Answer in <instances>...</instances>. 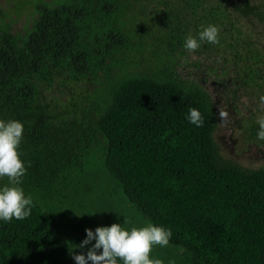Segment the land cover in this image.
I'll return each mask as SVG.
<instances>
[{
    "label": "trees",
    "instance_id": "trees-1",
    "mask_svg": "<svg viewBox=\"0 0 264 264\" xmlns=\"http://www.w3.org/2000/svg\"><path fill=\"white\" fill-rule=\"evenodd\" d=\"M246 1L35 0L26 37L0 42V120L24 125L20 186L33 200L27 218L0 221V264H75L66 230L41 198L82 172L101 143L109 178L150 223L171 229L169 244L183 248L189 264H264V168L221 155L216 109L202 85L175 75L161 57L158 72L136 71L126 23L136 9L164 10L167 21L154 29L178 44L214 24L219 42L204 43L207 52L229 49L259 66L262 52L235 26L233 12ZM113 69L91 110L68 108L53 89ZM189 108L202 126L186 119Z\"/></svg>",
    "mask_w": 264,
    "mask_h": 264
},
{
    "label": "rangeland",
    "instance_id": "rangeland-1",
    "mask_svg": "<svg viewBox=\"0 0 264 264\" xmlns=\"http://www.w3.org/2000/svg\"><path fill=\"white\" fill-rule=\"evenodd\" d=\"M139 10L136 9L126 21L133 31L131 46L135 52L132 56L139 63L134 66L136 71L158 72L154 62L161 57L174 65L175 75L202 85L211 95L216 109L217 129L214 137L221 155L245 168H264V141L256 138L257 121L264 118V107L259 103V97L264 96V0H247L233 12L235 26L244 31L245 36L248 35L263 54L259 66L246 65L235 59L229 49L207 52L203 44L188 53L182 48L183 41L179 44L169 41L163 31L160 33L154 29L153 25L167 21L164 10L159 15L152 14V9L143 11V15ZM35 20V0H0V42L6 36L22 40ZM229 28L230 25L227 26ZM146 31L153 34L149 36ZM117 73L116 69L100 71L84 84L67 83L64 88V84H57L53 89L66 97L68 108L88 111L92 109L95 99L106 96V86ZM218 110L226 114L222 121ZM102 147L103 143L97 146L82 172L70 173L65 181L61 180L56 185L51 195L41 198L43 204L54 209L76 254H86L90 247L77 248L85 239L86 228L95 230L96 227L120 223L130 229L150 223L109 178ZM124 220H127V224H123ZM184 254L183 248L168 243L153 246L149 256L162 260L163 264H169V261L172 264H189Z\"/></svg>",
    "mask_w": 264,
    "mask_h": 264
},
{
    "label": "clouds",
    "instance_id": "clouds-1",
    "mask_svg": "<svg viewBox=\"0 0 264 264\" xmlns=\"http://www.w3.org/2000/svg\"><path fill=\"white\" fill-rule=\"evenodd\" d=\"M219 29L214 24L204 26L195 36L189 34L183 39L182 48L192 53L204 43H218ZM264 107V96L259 97ZM221 121L225 113L218 110ZM186 119L200 127L204 121L196 108H189ZM256 138L264 141V118H259ZM24 125L20 120H0V177H7L8 183L0 186V221L23 220L31 214L33 200L20 186V177L26 171L20 158L19 147L23 139ZM123 224H127L124 220ZM172 236L171 229L149 223L142 227L126 228L120 223L110 226L86 228L85 239L77 246L88 251L71 254L75 264H163L160 259L150 258L155 245L165 246ZM94 241V243H93ZM99 253V254H98ZM169 264H172L169 261Z\"/></svg>",
    "mask_w": 264,
    "mask_h": 264
}]
</instances>
